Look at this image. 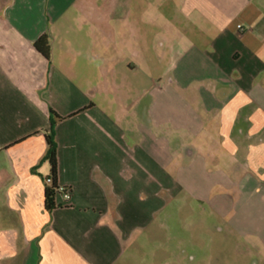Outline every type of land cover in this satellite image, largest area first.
<instances>
[{"label": "crops", "instance_id": "crops-1", "mask_svg": "<svg viewBox=\"0 0 264 264\" xmlns=\"http://www.w3.org/2000/svg\"><path fill=\"white\" fill-rule=\"evenodd\" d=\"M191 181L264 264V0H0V264H120Z\"/></svg>", "mask_w": 264, "mask_h": 264}, {"label": "rangeland", "instance_id": "rangeland-1", "mask_svg": "<svg viewBox=\"0 0 264 264\" xmlns=\"http://www.w3.org/2000/svg\"><path fill=\"white\" fill-rule=\"evenodd\" d=\"M188 183L147 229L137 231L132 254L125 252L120 264H256L254 247L231 226L225 199Z\"/></svg>", "mask_w": 264, "mask_h": 264}, {"label": "trees", "instance_id": "trees-1", "mask_svg": "<svg viewBox=\"0 0 264 264\" xmlns=\"http://www.w3.org/2000/svg\"><path fill=\"white\" fill-rule=\"evenodd\" d=\"M36 49L41 52L46 57L49 56L48 49H46L43 45V38H40L35 42ZM56 119H61V117L57 116L54 111H51V130L47 135V143H48V151L45 156V160L49 162L51 166V174L53 177V183L51 185L46 184L45 189V206L47 210H53L57 207L56 196H57V188H58V144L56 141L55 127H56Z\"/></svg>", "mask_w": 264, "mask_h": 264}, {"label": "built area", "instance_id": "built-area-1", "mask_svg": "<svg viewBox=\"0 0 264 264\" xmlns=\"http://www.w3.org/2000/svg\"><path fill=\"white\" fill-rule=\"evenodd\" d=\"M45 183L47 185H51L53 183V177L51 176H48L46 179H45ZM58 188H57V195L58 196H61L63 198L64 201H69L70 198H71V189L66 187V186H62L60 184L57 185Z\"/></svg>", "mask_w": 264, "mask_h": 264}]
</instances>
